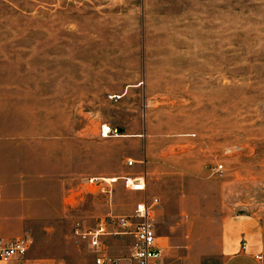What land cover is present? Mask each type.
I'll list each match as a JSON object with an SVG mask.
<instances>
[{
  "label": "rangeland",
  "instance_id": "1",
  "mask_svg": "<svg viewBox=\"0 0 264 264\" xmlns=\"http://www.w3.org/2000/svg\"><path fill=\"white\" fill-rule=\"evenodd\" d=\"M140 174L141 194L85 184ZM153 197L162 264H221L233 241L264 264V0H0V237L95 264L76 230Z\"/></svg>",
  "mask_w": 264,
  "mask_h": 264
},
{
  "label": "built area",
  "instance_id": "2",
  "mask_svg": "<svg viewBox=\"0 0 264 264\" xmlns=\"http://www.w3.org/2000/svg\"><path fill=\"white\" fill-rule=\"evenodd\" d=\"M116 128L103 125L100 135L105 138L109 135H118ZM136 161L128 159L126 165L131 167ZM221 168V166H219ZM120 184L126 191L144 193L146 190V177L143 174L134 176L90 177L85 184L100 193H111L116 184ZM158 199H141L134 203L128 215L111 217L109 222H100L93 230H76V234L86 242L94 256L95 264H122L124 260L132 264H162L163 246L152 218ZM113 225L114 230L108 229ZM109 236H128L134 244L130 248L128 257H115L107 253L106 238ZM242 243L241 248H246ZM29 249V239L19 236L10 239L0 237V264L21 262L22 264H37L26 258ZM257 260L261 257L256 256Z\"/></svg>",
  "mask_w": 264,
  "mask_h": 264
},
{
  "label": "crops",
  "instance_id": "3",
  "mask_svg": "<svg viewBox=\"0 0 264 264\" xmlns=\"http://www.w3.org/2000/svg\"><path fill=\"white\" fill-rule=\"evenodd\" d=\"M237 232V231H236ZM160 240H161V237H160ZM246 248L245 249H242L240 244L236 243V242H232V243H227L225 245V257L223 258L221 264H230L232 261H234L240 254L243 255V254H247V256L249 258H251L252 260L256 261V262H259L260 264H262L260 260H257L255 257H256V253L252 252L254 251L253 248L250 249L249 247V244L247 243L246 244ZM110 255V254H109ZM113 256V255H111ZM163 256V255H162ZM116 257V256H115ZM93 259H94V256H93ZM12 263H18V262H12ZM11 264V263H10ZM122 264H132L130 263L129 261L127 260H124L122 262Z\"/></svg>",
  "mask_w": 264,
  "mask_h": 264
}]
</instances>
